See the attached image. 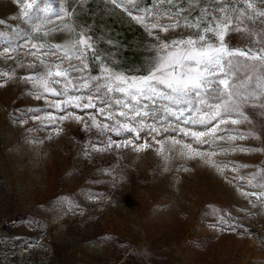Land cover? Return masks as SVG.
<instances>
[{"label": "rangeland", "instance_id": "rangeland-1", "mask_svg": "<svg viewBox=\"0 0 264 264\" xmlns=\"http://www.w3.org/2000/svg\"><path fill=\"white\" fill-rule=\"evenodd\" d=\"M69 1L84 0L56 3H63L71 11ZM155 3L135 0L141 9ZM205 3L215 6L214 0H201V6ZM225 3L239 7L243 0ZM254 3L264 9L259 0ZM175 5L187 7L188 0L183 4L174 0V5L163 7ZM198 11L194 4L193 15ZM69 19L53 17L39 34L42 42L48 45L75 39L74 33L70 37L66 31L56 30ZM71 19L77 27L89 30L73 16ZM0 21V32L4 33L0 36L1 249L11 244L7 251L13 256L30 241H44L53 249L55 264H264V205L253 206L241 195L237 183L230 182L234 175L231 171L221 174L200 159H182L176 152H168L169 144L164 146V155L169 156L166 161L157 153L159 146L145 133L141 137L148 139L149 147L143 152L115 147L94 151L90 145L104 139L98 129L84 126L85 122L90 124L89 114L95 113L94 109H68L83 119L58 120L59 134L43 126L48 121L31 119L51 109L44 99L36 98V89L22 77L39 73L44 66L26 54L25 48L11 53L12 59L2 51L9 44L15 47L22 43L19 35L30 29L17 0H0ZM180 31L154 30L149 35L150 54L140 65L143 71L153 53L154 35L170 38ZM241 35L230 33L226 42L233 47L244 43ZM93 38L97 47L98 39ZM97 50L113 66L116 59L112 53ZM88 61L92 72L91 55ZM143 71L124 72L137 75ZM79 75L70 73L71 77ZM53 86L60 89V85ZM245 111L253 123L237 127L252 129L259 139L237 140L235 144L260 150L214 157L248 165L240 169L241 175L264 169V109L249 107ZM18 119L27 122L21 124L16 122ZM97 120L107 122L98 114ZM110 135L116 141L125 138ZM218 143L229 146L223 141ZM201 150H208V146ZM244 183L239 182L241 186ZM8 220L14 222L7 225Z\"/></svg>", "mask_w": 264, "mask_h": 264}, {"label": "snow or ice", "instance_id": "snow-or-ice-1", "mask_svg": "<svg viewBox=\"0 0 264 264\" xmlns=\"http://www.w3.org/2000/svg\"><path fill=\"white\" fill-rule=\"evenodd\" d=\"M111 2L142 25L149 35L154 30L163 33L181 30L170 38L154 35L153 53L142 74L130 75L113 67L99 54L90 30L77 27L71 19L73 13L63 3L17 0L30 29L19 35L22 43L15 47L9 44L2 51L12 59L11 53L25 48L26 54L44 66L43 71L22 79L36 89V98L44 99L51 109L31 119L48 121L43 126L52 127L59 134L58 120L71 117L80 122L83 119L68 109H94L95 113L89 114L90 124L84 125L98 129L104 138L90 145L94 151L104 152L115 147L143 152L149 147L148 139L141 137L145 133L159 146L158 154L164 155V146L169 144L168 152L174 151L182 159H200L221 174L231 171L234 175L230 182L237 183L241 195L253 206L264 205V169L241 175L240 169L248 165L214 159L237 151L260 150L235 142L259 139L252 129L241 130L237 126L253 123L246 108L264 109V9L257 8L254 0H243L239 7L226 4L225 0H214L215 6L207 3L201 6V0H188L187 7L167 8L163 5H174V0H156L143 9L135 0ZM259 3L264 4V0ZM194 4L199 8L195 15ZM53 17L70 18L56 30L66 31L70 37L74 33L76 38L58 44L42 42L43 36L39 34ZM230 33L242 34L244 43L230 46L226 42ZM89 55L99 62L98 74L90 71ZM65 63L67 67H62ZM71 72L81 75L71 77ZM53 85H60V89ZM49 96L57 99L49 100ZM58 112L64 115L57 116ZM97 114L107 122L98 121ZM16 122L23 124L27 119ZM228 125L233 127L229 129ZM110 134L125 138L116 141ZM221 141L229 146H221L218 143ZM203 146H208V150H201ZM164 159L167 161L169 156L164 155ZM241 181L245 182L242 186ZM221 221L227 223L223 217Z\"/></svg>", "mask_w": 264, "mask_h": 264}, {"label": "trees", "instance_id": "trees-1", "mask_svg": "<svg viewBox=\"0 0 264 264\" xmlns=\"http://www.w3.org/2000/svg\"><path fill=\"white\" fill-rule=\"evenodd\" d=\"M69 8L73 17L86 25L98 39L99 51L112 53L116 59L113 67L134 73L143 71L140 65L150 54L147 49L150 36L142 25L132 20L111 0L69 1ZM91 69L92 73L99 70L98 62L92 58Z\"/></svg>", "mask_w": 264, "mask_h": 264}, {"label": "built area", "instance_id": "built-area-1", "mask_svg": "<svg viewBox=\"0 0 264 264\" xmlns=\"http://www.w3.org/2000/svg\"><path fill=\"white\" fill-rule=\"evenodd\" d=\"M13 222L8 220L6 223L10 225ZM0 264H55L53 261V249L47 242L40 240L30 241L16 255H0Z\"/></svg>", "mask_w": 264, "mask_h": 264}, {"label": "crops", "instance_id": "crops-1", "mask_svg": "<svg viewBox=\"0 0 264 264\" xmlns=\"http://www.w3.org/2000/svg\"><path fill=\"white\" fill-rule=\"evenodd\" d=\"M10 245H11V244H6V245H4V246L2 245V249L0 250V255H4V254H5V255H11V254H9L8 251H7V250H8V247H11Z\"/></svg>", "mask_w": 264, "mask_h": 264}]
</instances>
